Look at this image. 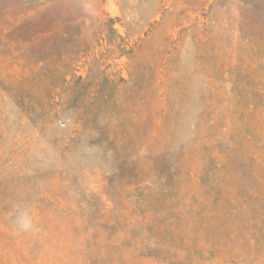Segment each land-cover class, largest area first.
I'll return each mask as SVG.
<instances>
[{
    "label": "rangeland",
    "instance_id": "obj_1",
    "mask_svg": "<svg viewBox=\"0 0 264 264\" xmlns=\"http://www.w3.org/2000/svg\"><path fill=\"white\" fill-rule=\"evenodd\" d=\"M0 264H264V0H0Z\"/></svg>",
    "mask_w": 264,
    "mask_h": 264
}]
</instances>
